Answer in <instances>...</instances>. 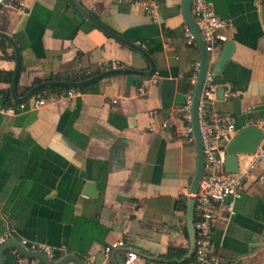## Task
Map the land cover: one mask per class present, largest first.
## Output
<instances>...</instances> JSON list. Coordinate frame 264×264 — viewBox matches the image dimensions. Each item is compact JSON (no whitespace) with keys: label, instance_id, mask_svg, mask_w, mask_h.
I'll use <instances>...</instances> for the list:
<instances>
[{"label":"crops","instance_id":"crops-1","mask_svg":"<svg viewBox=\"0 0 264 264\" xmlns=\"http://www.w3.org/2000/svg\"><path fill=\"white\" fill-rule=\"evenodd\" d=\"M137 1L0 5V34L15 44L0 37L5 103H17L12 93L24 98L36 81L52 76L148 73L145 54L155 67L153 75H108L78 97L50 94L54 100L37 110L0 114V237L8 234L7 243L48 245L54 261L72 255L84 264H118L132 251L134 264H195L187 204L197 157L195 143L183 136L181 108L193 89L199 48L186 42L181 0H154L155 16ZM209 2L230 23L219 32L226 40L210 73L225 42L234 46L220 73H211L209 110L233 119L237 132L249 125L264 132V0ZM238 157L243 171L250 155ZM214 215L209 264H264V160L246 181L235 214L216 209ZM117 242L123 246L106 257L104 248ZM20 254L6 249L4 264Z\"/></svg>","mask_w":264,"mask_h":264},{"label":"built area","instance_id":"built-area-1","mask_svg":"<svg viewBox=\"0 0 264 264\" xmlns=\"http://www.w3.org/2000/svg\"><path fill=\"white\" fill-rule=\"evenodd\" d=\"M6 0H0V5L9 4ZM138 5L155 16L159 5L154 0H139ZM22 6V2H20ZM191 16L199 30L208 53V63L218 55L222 43L226 40L219 32L230 26V23L220 18L212 9L209 0H192ZM185 37L187 44H196V38L193 32L186 27ZM199 61L194 65L192 75L193 89L189 92L184 105L181 108L182 117L186 123L183 130V136L191 143L194 142L193 129L191 126V106L194 93V87L197 81ZM213 78L208 71L205 78L203 90L201 92L199 105L197 109L200 134L204 154V172L199 183L198 191L191 194L195 201L194 208V228L196 232L195 244L193 249V258L195 264H209L212 253V233L215 223L214 210L224 209L229 216L235 214L236 203L242 198L246 181L250 178L252 172L260 161L264 160V147H258L250 155V161L245 170L238 169L237 173L230 174L225 171L224 157L225 148L231 141L236 131L235 121L231 118L215 115L209 110V100L212 93ZM150 85L157 83V79L152 77ZM80 92L75 89H69L63 96L70 99L80 96ZM62 97V96H60ZM54 100L53 96L44 93H34L27 100L8 104L3 102L0 95V114L4 116H16L28 109L37 110L48 102ZM165 127V125H164ZM225 144V145H222ZM262 179V178H261ZM9 235L0 237V247L6 244ZM26 250L45 255L48 259H56V251L45 244L29 242L25 239L20 241ZM123 246V242H117L104 248V255L108 257L114 250ZM138 259L137 254L128 253L125 264H134ZM15 264H42L38 259L28 258L22 254L18 255ZM213 264H222L215 260Z\"/></svg>","mask_w":264,"mask_h":264},{"label":"water","instance_id":"water-1","mask_svg":"<svg viewBox=\"0 0 264 264\" xmlns=\"http://www.w3.org/2000/svg\"><path fill=\"white\" fill-rule=\"evenodd\" d=\"M9 1L10 0H6L5 2L8 3ZM181 1H182V5H181L182 16H183L184 23L195 35L196 44L199 48V53H200V60H199L200 65H199V70H198L197 81L194 87L192 106H191V126L193 129V138H194V143H195V148H196L197 165H196L194 178L190 186V193L195 194L198 191L199 183L203 177V172H204V154H203V145H202V139H201V134H200V126H199V121H198L197 109L199 105L201 92L203 90L205 78L209 71V63H208V53L206 52L205 43L191 16L190 9H191L192 0H181ZM73 4L84 15H86L88 19H90L96 25L98 26L100 25V23L95 21L88 14V12L85 11L78 3L73 2ZM107 32L111 34L110 31H107ZM1 36L3 35L0 34V37ZM3 37L7 41H9L13 45V47H15L14 42L10 38L6 36H3ZM117 39L123 43H127L126 40H124L121 37H117ZM233 48L234 46H233L232 41L225 42L222 48V51L220 52L218 59L214 65V68L211 71L212 75L219 74L220 71L225 67V65L228 63V61L231 58ZM145 56L151 63V70L148 73H144V72L136 71V70L111 69L110 71L103 72L95 77L88 79V82L93 83L108 75H114V74H129V75H136V76L153 75L155 72V67L153 63L151 62L150 58L146 54ZM17 73H18V69L16 68L15 74ZM58 84L62 86L64 85V83H58ZM50 85H52V83H42L32 88L27 97L19 98L15 95V93H12L11 98L15 100L16 102L25 101L28 97L36 93L37 90L46 88L47 86H50ZM263 138H264V132L259 127H256V126L249 125L241 129L240 131H238L225 148V157H224L225 171L230 174L237 173L238 167H239V157L238 156L253 154L256 151V149L259 147ZM87 187H91V185H87ZM194 208H195L194 199H189L188 204H187V229L189 233V252H188L189 255L193 253L195 238H196V232L194 228ZM12 247L17 249L18 252L21 253L23 256L28 257V258L38 259L42 264H66L68 261H75L78 264H84L77 257L72 256V255H66L65 257L61 258L59 261H52L41 253L30 252L26 250L22 245H20V243H17V242L16 243L9 242L0 247V264H4V259L2 256L3 252L6 249L12 248ZM117 251L118 249H116L114 253H116ZM117 261H118V264H125V259L123 258L117 257Z\"/></svg>","mask_w":264,"mask_h":264},{"label":"trees","instance_id":"trees-1","mask_svg":"<svg viewBox=\"0 0 264 264\" xmlns=\"http://www.w3.org/2000/svg\"><path fill=\"white\" fill-rule=\"evenodd\" d=\"M103 28V26H100ZM104 29V28H103ZM106 30V29H104ZM106 70V71H110ZM125 70H131V69H125ZM105 71V72H106ZM101 74V72L95 73L92 75V77H95L97 75ZM9 76V80L11 79L10 77H12V74H8ZM88 77H86L84 74H80V75H76L73 77H67L65 79H61L59 77L56 76H52L49 77L45 80H38L36 81L31 87H29L28 89H26V91L22 94L23 97H27L28 93L30 92V90L32 88H34L35 86L42 84V83H52V85L47 86L46 88L37 90L36 93H44L46 95H55V96H59V95H64L69 89H75L81 93H85V92H90L92 87L95 86L96 81L93 83H89L88 82ZM58 83H64V85H59ZM187 90L190 89V85H186ZM3 102L5 101V98L8 97L9 92H3Z\"/></svg>","mask_w":264,"mask_h":264}]
</instances>
